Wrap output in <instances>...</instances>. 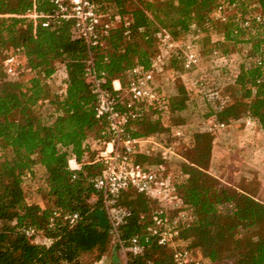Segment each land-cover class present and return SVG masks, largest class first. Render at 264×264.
I'll use <instances>...</instances> for the list:
<instances>
[{"label": "trees", "instance_id": "trees-1", "mask_svg": "<svg viewBox=\"0 0 264 264\" xmlns=\"http://www.w3.org/2000/svg\"><path fill=\"white\" fill-rule=\"evenodd\" d=\"M93 1L103 18L119 16L121 21L102 32L101 44L89 47L82 39L72 37V21L55 20L43 26L44 18L28 15L34 6L39 13H52L50 0H0V151L10 152L0 158V264H70L83 253L96 251L99 258L108 249L111 226H100L95 215L104 208L103 200L101 195L91 199L98 193L93 179L102 164L96 160L97 148L83 147L89 136L102 137L105 126L95 116L96 96L86 73L89 57L105 86L110 87L115 78L125 83L124 78L135 65H152L161 29L183 41L196 24L208 39L212 32L222 36L223 41L218 43L222 52L239 53L237 44L246 40L235 14L244 16L252 7L264 11V0ZM220 1L236 4V12L225 22L210 17ZM248 41L252 43L251 56L263 57L258 29L250 33ZM16 51L24 53L27 62L16 77L10 78L3 58ZM170 62L174 70L181 59L172 56ZM240 65L234 86L238 98L226 103L215 92L207 93L202 100H178V94L192 95L191 87L174 83L166 72L159 74L158 85L165 83L169 89L166 117L151 108L133 122L131 134H159L165 130L164 119L176 124L177 115L188 109L226 123L245 115L264 132V85L255 82L256 77L264 76V57L261 66H255L252 58L241 59ZM61 69L67 73L65 80ZM64 82V90H52L55 83ZM183 140L179 150H186L181 160L188 177L179 185V192L193 213L192 224L183 235L203 253V264H264V201L247 190L231 188L210 172L211 132L199 127ZM138 158L146 164L157 162L149 155ZM72 159L79 163L78 168H70ZM36 163L45 168L42 187L48 205L44 207L30 202L25 194V182ZM116 204L128 211L119 228L120 238L127 243L132 235L146 229L140 215L149 211L150 202L144 194L129 189ZM53 209L78 212L80 216L72 225L59 218L50 227ZM28 226L35 227L38 236L47 241L37 242L36 235H26L23 228ZM122 264L175 263L170 247L150 242L139 254L128 253V260Z\"/></svg>", "mask_w": 264, "mask_h": 264}, {"label": "built area", "instance_id": "built-area-1", "mask_svg": "<svg viewBox=\"0 0 264 264\" xmlns=\"http://www.w3.org/2000/svg\"><path fill=\"white\" fill-rule=\"evenodd\" d=\"M54 5L50 14L39 13L35 6L28 10L31 18H44L43 26H50L55 20H68L73 24V38L82 39L89 47L101 44V34L104 30L115 28L120 20L119 16L112 19L103 18L93 0H50ZM236 12V4L220 1L210 13L213 20L228 21ZM235 20L244 31L246 41L239 42L242 47L237 52H222L217 45H213L208 53H204L200 46L203 31L196 24L191 26L190 35L183 41H177L166 30L158 32L160 40L158 51L154 55L149 68L135 65L126 76L125 83L120 78L111 81L110 87L105 86V80L94 69L93 59L86 61V73L92 90L96 96L94 106L95 116L105 123L101 131L102 137L89 136L83 147L98 149L96 160L102 164L101 172L93 179L98 193L93 194L95 200L101 195L105 214L111 226V238L121 250L127 253L139 254L146 244L155 242L158 245L168 246L172 250L175 264H203V253L191 243L190 237L183 235L193 221L192 211L184 205L179 185L186 180L188 174L181 168H176L175 162L182 158L178 152L180 139L190 133L187 124L168 126L159 134L133 136L131 128L134 121L142 119L151 109H157L162 117H166V92L157 83V76L170 71L172 81L188 84L192 94L200 100L209 92L218 93L221 102L232 101L228 88H234L241 72L240 60L252 58L255 66H261L263 57L251 56L252 43L248 41L250 33H261L264 50V11L256 10L253 13L241 16L235 14ZM218 41H223L218 36ZM21 51L10 52L3 58L5 73L16 77L24 68ZM181 59V71L173 70L171 57ZM62 79L67 78L65 69H61ZM223 77V78H222ZM257 85H264V76L256 77ZM66 83L62 85V90ZM256 93V88L253 89ZM251 119L250 117H248ZM167 120L164 119V125ZM226 123L215 116L204 118L200 128L213 133L225 129ZM170 133L173 140L164 138ZM139 155H149L157 159L151 164L139 160ZM79 163L70 160V168L76 169ZM132 189L144 194L150 202L151 208L147 213H141L140 218L147 224L146 229L132 235L125 243L120 238L119 228L125 222L128 211L117 205L118 197L125 191ZM78 212H64L53 209L49 216V226L52 227L57 219H63L70 225L79 218ZM26 235H36L38 231L33 226L23 228ZM43 237V236H42ZM47 239L43 237L42 242Z\"/></svg>", "mask_w": 264, "mask_h": 264}, {"label": "rangeland", "instance_id": "rangeland-1", "mask_svg": "<svg viewBox=\"0 0 264 264\" xmlns=\"http://www.w3.org/2000/svg\"><path fill=\"white\" fill-rule=\"evenodd\" d=\"M258 9V7H252L248 10V14L253 13ZM203 33V37L200 40V46L204 53H208L213 45L219 43L218 36L212 32L213 35L208 39L206 33L204 31ZM237 47L240 49L242 46L237 44ZM22 54L23 62L26 63V56L24 53ZM174 70L181 71V62L175 65ZM170 71L166 73L167 76L171 78L170 80H172L173 76H171L172 74ZM126 79L127 78L125 77L124 80L126 81ZM59 80L60 79H58V81ZM179 80L180 79L178 78V81L175 82L179 84ZM54 86L55 87H51L53 91L55 88L61 89L62 83H55ZM161 86L167 94L169 90L167 84L164 83ZM228 91H230L232 95V101H235L238 98L235 89L228 88ZM177 98L178 100H190V98H193V100L200 99L196 94L190 96L178 94ZM175 119L177 122L176 124L167 121L165 125H163L165 130H168V126L171 125L187 124L188 129L193 132L201 126L204 117L201 116L199 111L193 112L188 109L180 112ZM163 136L168 141L174 139L170 136L169 132L165 133ZM213 136L214 142L212 160L209 167L210 172L224 180L231 188L247 190L252 194H255L258 199L264 201V132L260 125L244 115L235 121L226 123L225 129L213 133ZM179 141L180 145H178L177 148L178 152L181 155H184L186 150H179V147H183L184 140L180 139ZM6 155H10V152L3 150L0 151V158ZM181 159L182 158L177 159L175 162V166L178 169H182ZM32 172V176L30 179L28 178L26 180L24 185L27 199L30 202H39L38 204H41L43 207L47 206L48 199L42 187L45 171L41 169V164L36 163L32 168ZM111 239L114 240L113 238ZM112 240L106 250L110 256V264L125 263L128 260V253L121 250ZM36 241L42 242L43 237L38 236ZM96 255V251L86 252L80 256L79 260H83L84 264H92Z\"/></svg>", "mask_w": 264, "mask_h": 264}, {"label": "crops", "instance_id": "crops-1", "mask_svg": "<svg viewBox=\"0 0 264 264\" xmlns=\"http://www.w3.org/2000/svg\"><path fill=\"white\" fill-rule=\"evenodd\" d=\"M35 169V168H34ZM41 169H43V171H45V168L44 166L41 165ZM36 203H39V202H36ZM41 205V204H40ZM42 206V205H41ZM109 253H104L102 254L99 258H95L92 262V264H110L111 261H110V256L108 255ZM86 256V255H85ZM80 258V257H79ZM84 264V261L83 260H77L76 262L74 263H70V264Z\"/></svg>", "mask_w": 264, "mask_h": 264}, {"label": "water", "instance_id": "water-1", "mask_svg": "<svg viewBox=\"0 0 264 264\" xmlns=\"http://www.w3.org/2000/svg\"><path fill=\"white\" fill-rule=\"evenodd\" d=\"M95 215L99 218L100 226L106 227L109 225V220L105 211L103 209H99L95 212Z\"/></svg>", "mask_w": 264, "mask_h": 264}]
</instances>
